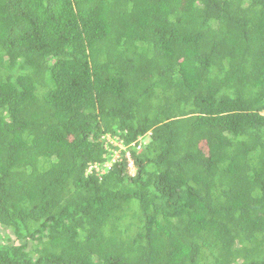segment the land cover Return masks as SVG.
<instances>
[{
	"label": "trees",
	"instance_id": "trees-1",
	"mask_svg": "<svg viewBox=\"0 0 264 264\" xmlns=\"http://www.w3.org/2000/svg\"><path fill=\"white\" fill-rule=\"evenodd\" d=\"M0 264H264V0H0Z\"/></svg>",
	"mask_w": 264,
	"mask_h": 264
},
{
	"label": "clouds",
	"instance_id": "clouds-1",
	"mask_svg": "<svg viewBox=\"0 0 264 264\" xmlns=\"http://www.w3.org/2000/svg\"><path fill=\"white\" fill-rule=\"evenodd\" d=\"M127 156L129 157L130 155L129 154H127ZM130 162H131V164H130V169L131 168H133L134 169V167H133V163H132V161L130 160Z\"/></svg>",
	"mask_w": 264,
	"mask_h": 264
},
{
	"label": "rangeland",
	"instance_id": "rangeland-1",
	"mask_svg": "<svg viewBox=\"0 0 264 264\" xmlns=\"http://www.w3.org/2000/svg\"><path fill=\"white\" fill-rule=\"evenodd\" d=\"M109 165V164H108ZM131 172L133 173L134 172V169L133 168H131Z\"/></svg>",
	"mask_w": 264,
	"mask_h": 264
}]
</instances>
